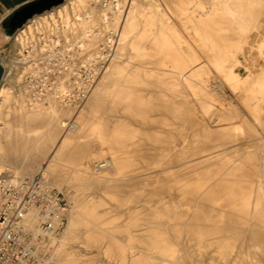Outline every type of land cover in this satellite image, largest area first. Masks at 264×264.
I'll return each mask as SVG.
<instances>
[{
	"label": "bare ground",
	"instance_id": "1",
	"mask_svg": "<svg viewBox=\"0 0 264 264\" xmlns=\"http://www.w3.org/2000/svg\"><path fill=\"white\" fill-rule=\"evenodd\" d=\"M98 3L105 2L67 0L37 16L20 30L14 59L5 63L0 179L17 184L41 176L50 188L61 190L68 182L76 192L68 225L43 264H92L78 244L102 250L118 264H264V136L253 135L259 143L255 152L248 150L249 135L259 134L258 127L264 132V0H114L96 12ZM69 14L80 20L87 48L100 44L90 62H104L94 67L78 111L64 87L33 100L21 76L33 66L23 35L32 36L39 20L45 27L56 28V18L68 25ZM96 30L118 33L112 53H104L111 37ZM213 75L237 104L209 109L217 92ZM70 77L68 70L65 79ZM103 111L113 115L107 122ZM156 112L164 114L155 118ZM130 119L166 130L147 134ZM241 127L244 137L238 138L234 131ZM97 140L109 158L97 146L86 150ZM145 147L155 150L152 157ZM135 154L160 168V177L130 174ZM79 156L89 163L83 169L75 166ZM91 190L104 196L85 194ZM104 197L117 209L126 207L123 225L103 216ZM141 197L157 200L128 206Z\"/></svg>",
	"mask_w": 264,
	"mask_h": 264
},
{
	"label": "rangeland",
	"instance_id": "2",
	"mask_svg": "<svg viewBox=\"0 0 264 264\" xmlns=\"http://www.w3.org/2000/svg\"><path fill=\"white\" fill-rule=\"evenodd\" d=\"M111 1H114V0H103V2H105L104 4L98 3L96 5H93L92 7L94 8L96 12H99L103 10L106 4H108ZM79 15H80V18L82 19L86 17L85 11L80 12ZM37 22L39 24L38 23H36L35 25L32 24V30H33L32 36L28 35L27 33L23 35V40L25 41L24 43L26 44V48L24 49V54L27 57H29V59H32L31 63H29V66L30 65H33V66L31 70H27L24 74H21L22 80L27 85V87H29L28 90L33 100L41 99V97L45 98L48 95H54L58 93V91H60L62 87H64L65 89H67L66 91H68L69 94L71 93L69 97V100L71 101L70 105L73 106V108H76L77 111L81 110L86 104L85 99H84L85 98L84 96L85 86L93 85V80H91V77L93 76V74H95V69L104 63L102 61L97 62V63L90 62L91 55L95 54V51L98 50V46L100 44H98L95 48H92V47L87 48L85 46L84 44L85 38L82 39V37L84 36L81 34L82 30L80 29V26H79L80 20L78 21L75 17H73V15L71 16V14H69V21H68L69 23L68 25H65V26L64 25L61 26L57 18L55 19V23L57 26L56 28L51 26L50 23L48 24L49 26L45 27V25L41 24L42 21L39 20ZM20 30H17L8 42L6 54L3 58L4 63H9L14 59V55L16 53V45H15L16 40L15 39L20 34ZM99 32H100L99 30H96L95 34L97 33L99 34ZM100 35L105 40L111 37L113 43L111 44L110 48H106L104 50V53L105 55L112 53L113 44L115 47V42L118 40V33L113 32V31L103 32V33L100 32ZM87 42H88V38L86 39V43ZM42 50H44V52ZM42 53L44 54V56H41ZM253 55H256V54L254 53ZM87 61H88V64H87ZM261 63L264 64V61L262 60ZM5 67H6V64H5ZM68 70L71 71V77L68 79H65L66 72H68ZM237 72H239L242 76H245V74L247 75L246 71L241 68L238 69ZM6 73H7V67H6L5 75ZM211 84L213 87L215 86L217 88V92H215L214 101L210 102L212 105V107L209 108L210 110L222 111V110L229 108L233 103L237 104V101L235 100V97L233 96L232 92L229 90L227 86H224L221 84L217 76L213 75ZM34 86L36 87V89ZM52 91L55 93H53ZM36 92L37 93L39 92V93L37 94ZM11 110L12 109L10 106L6 108V111H8L9 113L11 112ZM243 111L245 113V117L252 123L254 120V116L252 115L250 110L249 112L246 109H244ZM103 112H104L103 121L107 122V120L110 119L113 115L109 111H106V113L105 111ZM163 114L164 113H159V112L153 113L155 118H161ZM130 121H131V124L134 125V127H136L137 129L139 127L143 128L147 134H154L155 132H158L160 130H164V131L166 130V127L158 123L149 124L148 126L143 127V125L138 120L130 119ZM235 122L238 124H241L240 120H236ZM258 128H259V134L253 133L251 134L252 136L249 135V149H248L249 152H255L256 145L257 143H259L256 137L254 136L255 135H259V137L264 136V132H261L260 127ZM234 133L236 137L243 138L244 128L241 127V129L239 128L238 130L234 131ZM192 134H193V130L191 129L188 132V136H191ZM83 136H85V134ZM85 140H86L85 138L80 139V141L82 142ZM138 140L139 139L136 138L135 142H137ZM141 142L143 144L150 145L149 142L145 139H143ZM94 146H97L103 149L104 157L106 158L110 157L108 147L106 145H102L101 141H98V140L94 142V145L92 146L88 145L86 147V150L90 152L93 150ZM133 150L137 151L138 148L135 147ZM143 151L149 153L150 157H152L153 153L155 152V150L150 149V148L147 149L146 147L144 148ZM135 158H136V161H135V168L133 169L134 172H130V174L141 175V174L151 173V175L154 178L160 177V174L158 173L160 168L155 169L153 168V166H148L147 164L148 159L146 160L141 159L137 157L136 154H135ZM90 163H91L90 166L92 170H95L94 162L91 161ZM87 164L89 163L87 160L84 159V156H79L75 163V166L78 169L79 168L83 169L85 166H88ZM6 169L8 171L11 170L10 168H6ZM4 181L6 180L0 179V184ZM69 182L73 184H79L82 181H69ZM67 183L68 182H66L61 187V190H59L58 188H51V189L61 191L65 195L66 203L69 209V215H68V221H69L70 211L73 206V203L70 197L73 195H76V192L74 189L69 188ZM152 188H153L152 186L148 187L145 189V191L148 192L152 190ZM85 194L95 195V196H104L101 191H97V190L86 191ZM104 198H106V202L103 208H101V213L103 214V216H105L106 219L113 220L118 225H123L125 221L127 220V218L129 217L126 207L117 209L116 203L114 201L108 199L107 197H104ZM150 200L155 201L157 200V197H153V198L141 197V198L136 199L135 204L130 203L128 206H131V207L141 206V205H144L146 201H150ZM67 225H68V222L66 224V227ZM65 229L63 230L62 234L64 233ZM62 234L60 235V237L62 236ZM78 247L82 249L83 254H86V253L89 254L87 258L89 257L94 258L92 264H118L117 260L109 258L108 256L102 253L103 252L102 250H99L97 248H87L83 244H78Z\"/></svg>",
	"mask_w": 264,
	"mask_h": 264
},
{
	"label": "built area",
	"instance_id": "3",
	"mask_svg": "<svg viewBox=\"0 0 264 264\" xmlns=\"http://www.w3.org/2000/svg\"><path fill=\"white\" fill-rule=\"evenodd\" d=\"M69 209L41 176L0 184V264H43L62 234Z\"/></svg>",
	"mask_w": 264,
	"mask_h": 264
},
{
	"label": "water",
	"instance_id": "4",
	"mask_svg": "<svg viewBox=\"0 0 264 264\" xmlns=\"http://www.w3.org/2000/svg\"><path fill=\"white\" fill-rule=\"evenodd\" d=\"M66 1L67 0H37L18 9L4 24V28L8 32L10 39L17 30L22 29L35 17L52 11L63 5Z\"/></svg>",
	"mask_w": 264,
	"mask_h": 264
},
{
	"label": "crops",
	"instance_id": "5",
	"mask_svg": "<svg viewBox=\"0 0 264 264\" xmlns=\"http://www.w3.org/2000/svg\"><path fill=\"white\" fill-rule=\"evenodd\" d=\"M37 0H0V86L2 84L6 67L4 56L6 54L8 42L3 34L5 21L18 9Z\"/></svg>",
	"mask_w": 264,
	"mask_h": 264
}]
</instances>
